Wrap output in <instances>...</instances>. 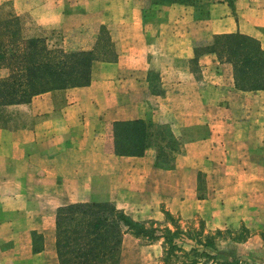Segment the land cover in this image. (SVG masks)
I'll list each match as a JSON object with an SVG mask.
<instances>
[{"label": "crops", "instance_id": "0c3cea01", "mask_svg": "<svg viewBox=\"0 0 264 264\" xmlns=\"http://www.w3.org/2000/svg\"><path fill=\"white\" fill-rule=\"evenodd\" d=\"M3 6L45 37L58 30L72 50H93L105 27L117 60L95 61L89 86L0 106V264H59L58 211L83 202L113 203L139 222L201 218L206 232L264 229V88L238 90L233 65L202 51L233 33L264 48V0ZM138 119L179 138L173 169L156 166V149L114 154L113 123Z\"/></svg>", "mask_w": 264, "mask_h": 264}, {"label": "trees", "instance_id": "16d2710c", "mask_svg": "<svg viewBox=\"0 0 264 264\" xmlns=\"http://www.w3.org/2000/svg\"><path fill=\"white\" fill-rule=\"evenodd\" d=\"M37 26L27 18L9 14L0 15V71H7L0 78V106L26 104L44 93L82 88L91 84L92 65L95 61L114 62L117 54L110 35L101 28L93 50L68 51L51 47L47 37L36 33ZM215 53L220 60L234 67L235 86L244 92L264 88V48L259 40L241 33L217 35L202 50ZM200 50H196L199 54ZM114 154L120 157H143L150 149L157 150L156 166L173 169L180 154L179 138L167 124H155L142 119L113 123ZM166 222L173 225L161 228L155 221L139 222L118 209L113 203L83 202L62 207L57 215V251L59 264H121L123 245L127 235L152 245L161 240L166 245V261L175 258L177 264H248L239 258L220 261L215 235L202 231L188 232L195 245L184 251L176 240L185 233L174 217L165 212ZM234 237L233 242H246L250 235ZM168 246V247H167ZM175 253H182L179 262ZM167 264V263H166Z\"/></svg>", "mask_w": 264, "mask_h": 264}, {"label": "rangeland", "instance_id": "374dc122", "mask_svg": "<svg viewBox=\"0 0 264 264\" xmlns=\"http://www.w3.org/2000/svg\"><path fill=\"white\" fill-rule=\"evenodd\" d=\"M11 12L9 6H3L0 8V15L6 16ZM30 21V18H27ZM37 26V25H36ZM37 34H44L43 30L39 27L36 29ZM80 39L83 38V35H78ZM47 38L49 40V44L51 47H62L68 51H74L72 49L67 48L71 46L72 41L70 39H65V35L60 33L58 30L55 31H47ZM152 81V91L157 93L159 91V82L158 76L156 74H151ZM153 106V104H152ZM202 181V179L200 178ZM264 188V187H259ZM176 220L177 225L186 234V236H181V239L176 240V242L182 246L184 251L189 252L192 246H196L201 251L204 250L203 247H198L193 240H190L188 236V232H197L203 230V235H215L217 231L206 232L205 222L201 218H193L184 220L177 216H173ZM149 222V221H146ZM159 223V222H158ZM162 223L161 228L169 227L173 231L175 228L170 223L166 222V218ZM243 228L238 231H230L223 230V236L216 240V251L209 250V252H213L217 254L220 261L230 260L231 258H239V260L243 263L248 264H264V229L255 228L253 230L246 228L249 231L250 238L243 243L233 242L235 236L240 234H245L242 232ZM168 247V246H167ZM166 245H164V241L161 240L152 245H147L141 240H137L135 237L129 235L125 238V242L123 245V255L121 264H177L175 258L171 259V261H166L167 255L165 253ZM178 257L179 262L184 261L182 253H175Z\"/></svg>", "mask_w": 264, "mask_h": 264}]
</instances>
